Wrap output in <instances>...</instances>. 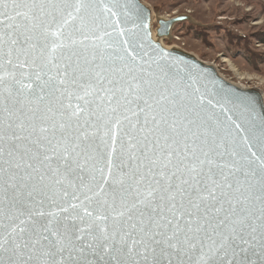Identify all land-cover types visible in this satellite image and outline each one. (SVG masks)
I'll return each mask as SVG.
<instances>
[{"label":"snow or ice","instance_id":"1","mask_svg":"<svg viewBox=\"0 0 264 264\" xmlns=\"http://www.w3.org/2000/svg\"><path fill=\"white\" fill-rule=\"evenodd\" d=\"M113 7L127 6L0 0V67L29 70L0 75L19 85L5 91L21 105L5 108L0 134V217L10 222L0 223V264H264V179L252 211L248 189L229 179L245 158L224 159L218 118L202 93L193 99L200 89L178 90L127 39L113 40ZM33 76L38 90L26 82ZM25 101L36 107L25 111ZM73 178L96 207L74 191L57 205L69 213L62 223L45 200L55 204L57 186Z\"/></svg>","mask_w":264,"mask_h":264},{"label":"water","instance_id":"2","mask_svg":"<svg viewBox=\"0 0 264 264\" xmlns=\"http://www.w3.org/2000/svg\"><path fill=\"white\" fill-rule=\"evenodd\" d=\"M95 2L106 3L112 7L116 0H95ZM118 2L127 7H113V10L118 12L119 15L111 17L107 21L111 25L109 30L113 32L112 39L116 41L127 39L135 49V52L143 58L141 62L147 61L145 67L147 68L150 64V70L154 72L157 71V66L162 67L169 74V77L176 81L178 90L183 89L185 85L192 86L187 89L189 92H193L195 88L200 89L199 92L193 93V99L195 100L202 93L204 97L203 106L208 112L215 114L218 118L217 131L219 136L223 138L227 149L224 159H231L227 153H236V159H240L241 156L245 158L242 162L241 171L236 173L235 178L229 177V179L239 180L248 189L246 194L249 196V200L246 202V206L251 208L252 211H256L261 207L259 199L256 198L260 196L261 183L262 179H264L261 176V162L259 159L261 155H264L261 150V145L264 144V135H262V129H264V99L262 93L254 89H242L235 86L221 77L212 65L203 62L184 50L168 49L162 43L156 41L154 39L153 11L143 0H118ZM101 15L107 16L108 14L102 13ZM187 19L188 17L181 16L166 21L160 20L158 28L155 29L158 38L169 37L174 25ZM116 21L119 22L116 23ZM121 31L124 32L123 36L119 35ZM124 46L127 47V45ZM2 63L0 61V64ZM28 71V69H14L8 65L0 67V75H5L7 72H15V80L24 78L21 76V72L27 73ZM15 80L8 76L5 83L0 84V134H2L7 124L6 117L8 113L5 108L18 109L21 107L17 103L16 98L9 96L8 92L5 91V84L19 88V85L15 84ZM26 82L32 83L33 88L37 90L41 83L40 81H35L34 76L32 80L26 79ZM5 97L8 98L5 99ZM209 101L215 105L214 108L209 105ZM29 107L35 108L36 104H28L25 101V111ZM236 124H239L240 127L237 128ZM0 148L6 149L7 142L0 140ZM223 150L221 149V151ZM250 150L251 152H256L257 155L251 156ZM6 159H8L6 155L0 156V170L7 167L4 163ZM225 171L227 172L228 170L226 169ZM0 175H2V171H0ZM95 175L97 180H99V173L96 172ZM84 183H93L88 173H85ZM79 184L80 181L73 178L71 186L67 183L62 188L57 186L54 197L55 204L50 200H45V211L57 212L62 223H71V221L65 219L69 213H59L57 205L67 206V201L72 199V193L76 191V186ZM86 191L87 189H81L76 191V194L81 196L82 206L86 205L91 210L96 207L95 201L84 200L83 193ZM65 192H67V195H65ZM88 194L91 195V193ZM3 197L4 193L2 185H0V199H3ZM4 207L5 205L0 203V208ZM81 210L70 209V214L76 215ZM48 219L50 217H45L43 221L46 222ZM0 223L10 222L0 217ZM76 223L79 224V221H76ZM2 231L0 229V232ZM257 251H259L258 248ZM252 259L256 261V264H259L257 257L253 256Z\"/></svg>","mask_w":264,"mask_h":264},{"label":"rangeland","instance_id":"3","mask_svg":"<svg viewBox=\"0 0 264 264\" xmlns=\"http://www.w3.org/2000/svg\"><path fill=\"white\" fill-rule=\"evenodd\" d=\"M143 1L155 15V29L164 18L188 17L174 25L171 36L164 39L166 46L184 50L213 65L227 80L264 94V2ZM237 73L247 82H241Z\"/></svg>","mask_w":264,"mask_h":264},{"label":"bare ground","instance_id":"4","mask_svg":"<svg viewBox=\"0 0 264 264\" xmlns=\"http://www.w3.org/2000/svg\"><path fill=\"white\" fill-rule=\"evenodd\" d=\"M155 15H154V13H153V22H155ZM164 20L166 21V20H169V19H167V18H164ZM258 24H260V23H258ZM171 36V35H170ZM154 39L156 40V41H159L160 43H162V45L164 46V47H166V48H168V49H172V48H174V47H168V46H166L165 45V43H164V39L165 38H158V36H157V31L154 29ZM213 66V65H212ZM214 67V66H213ZM216 69V68H215ZM217 70V69H216ZM218 71V70H217ZM234 72V71H233ZM218 73H219V71H218ZM237 75L239 76L238 78H239V80L241 81V82H243V83H246L247 82V79H246V77L245 76H241V74H239V73H237ZM221 77H223L224 78V76H222L221 75ZM225 80H227L226 78H224ZM228 82H230L231 84H233V85H235V86H238V87H240V88H242V89H247V88H249V87H243L242 86V84H238V83H235V82H231L230 80H227ZM248 81H252V78H250ZM249 89H251V88H249ZM263 95V99H264V94H262Z\"/></svg>","mask_w":264,"mask_h":264},{"label":"crops","instance_id":"5","mask_svg":"<svg viewBox=\"0 0 264 264\" xmlns=\"http://www.w3.org/2000/svg\"><path fill=\"white\" fill-rule=\"evenodd\" d=\"M262 2H264V0H261Z\"/></svg>","mask_w":264,"mask_h":264}]
</instances>
